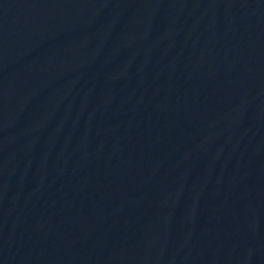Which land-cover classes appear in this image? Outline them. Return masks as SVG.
I'll use <instances>...</instances> for the list:
<instances>
[{
  "label": "water",
  "instance_id": "water-1",
  "mask_svg": "<svg viewBox=\"0 0 264 264\" xmlns=\"http://www.w3.org/2000/svg\"><path fill=\"white\" fill-rule=\"evenodd\" d=\"M0 264H264V0H0Z\"/></svg>",
  "mask_w": 264,
  "mask_h": 264
}]
</instances>
